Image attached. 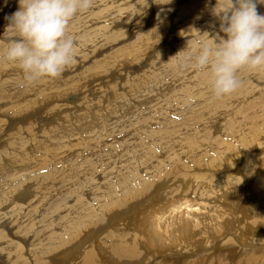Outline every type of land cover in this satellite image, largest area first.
<instances>
[{
    "label": "bare ground",
    "instance_id": "1",
    "mask_svg": "<svg viewBox=\"0 0 264 264\" xmlns=\"http://www.w3.org/2000/svg\"><path fill=\"white\" fill-rule=\"evenodd\" d=\"M213 1L202 3L206 8ZM15 2L0 0V14L11 11L0 16V176L5 179L0 184L1 264H54L57 256L68 264V254L73 264H149L148 254H167L170 264H227L225 258L231 264L229 252L184 259L196 253L195 246L211 255L228 242L243 246L244 240H260L252 235L264 230V107L250 118L233 110L242 115L246 129L231 119L220 139L214 132L221 122L209 123L214 113L196 114L199 120L194 116L195 123L184 131L176 126L161 130L155 116L164 103L142 108L157 92L132 91L133 101L115 98L123 79L128 81L135 68L158 58L157 47L168 44L165 53L174 51L170 42L192 25L195 0H176L178 6L173 0H93L92 8L99 2L104 8L116 5L114 11L125 8L113 14H77L74 26L80 29L68 28L76 42L75 62L60 77H44L29 86L19 64L4 58L15 35L6 30L7 18L18 8ZM162 4L176 7L175 15L161 10L151 18ZM204 12L197 9L199 15ZM123 17L133 30L143 27L126 44L122 33L110 31V23ZM116 44L122 45L113 47ZM112 49L117 51L111 54ZM78 68L82 70L68 74ZM118 70H125L126 76L117 79ZM10 81L19 86H7ZM116 117L124 124L113 135L119 127ZM45 123L52 124L44 132ZM37 130L42 135L38 140ZM41 149L48 159L40 158ZM196 170L207 175L193 173ZM58 171L63 175L56 176ZM44 178L50 181L42 187ZM31 179L34 182L28 183ZM56 196L58 201L46 205L47 198ZM245 245L248 252L262 249ZM255 253L240 263L259 264L264 251Z\"/></svg>",
    "mask_w": 264,
    "mask_h": 264
},
{
    "label": "rangeland",
    "instance_id": "2",
    "mask_svg": "<svg viewBox=\"0 0 264 264\" xmlns=\"http://www.w3.org/2000/svg\"><path fill=\"white\" fill-rule=\"evenodd\" d=\"M134 1H136V0H133V1L131 0V2H134ZM146 1L149 2L150 0H146ZM202 1L203 0H195V2H194L193 9H194V13L196 15L193 17L192 25L186 29L185 33H182V35H181L182 37H178L179 35H177V39L174 38L175 42L173 41L171 43L169 41L170 44H173L174 51L173 52L169 51L170 52L169 54L165 53V50L167 49V47L171 46L168 44L163 45V47H161V48L157 47L156 48L157 51L155 53H157L160 50L159 56L156 55V56H158V58L157 59L155 57L151 58V61H149L145 67H143L139 70H137V68H135L136 71H133V74H131V78L128 81L125 82V80L123 79V81H121V83L123 82V89L122 90H119L118 88L116 89L117 96L115 98L116 99L128 98V99H130V101H133L134 93L132 91H135L137 94H140L139 93L140 91L147 93L146 89H151L154 92H157L152 98L150 97L149 99H147L148 101L151 100L150 102H146L147 101L146 100L143 103V106H145V107L142 106V108H147V106L149 104H150L149 106H151L153 104L154 105H160V104L164 103L163 106L158 108V110L156 111L157 115L155 116V119L158 117L155 121L157 123L156 125H157V127L162 126L160 128L161 130L171 129L170 127L173 128L176 126V128L179 127V128H181V130L184 131V130H186V128L188 129V128H191L193 126V124L195 123L194 118L196 119V116H195L196 114L201 113V114L205 115V114L214 113L213 116L211 117L209 123L212 124V123H219V121L221 122V124H222L221 129L218 128L219 130L217 129V131L214 132V135L217 136V138L222 139L224 136V132H223L224 126L226 124H228L231 119H237L241 123L242 128L246 129L245 126L243 125V119L244 118L242 117V115H240L238 113H234L233 110L239 109L243 112H246L247 114L250 115L249 116V118H250L253 116L251 114L254 111L260 110L264 107V75H263L264 69H263V71H261L259 69H248V68L241 69L240 72L238 73V75H239V78L243 81L242 87L238 91L234 92L231 95H227V96H224L222 98H217L214 95L212 87H211V76L209 73L196 70L194 67L183 66L182 61H183L184 56L189 55V54L194 56L195 54H197V51L202 44L211 45L213 43L214 39H216L217 35H223V33L220 31V25H221L220 15L225 11V8L227 7L228 0H214L206 8L203 6ZM17 3H18V0H16V2L14 3V6ZM101 4H102V2H99L98 4L95 3L94 8L90 9V14H95V13H99V12H108V13L113 14L115 12H121L120 10L125 8V7H122L121 9L114 11V8L117 7L116 5H114L113 7L111 6L110 8H104V7H101ZM172 4L176 5V0H173ZM176 6H178V5H176ZM175 8L176 7H171V4H162V5L155 8V10L152 12L154 14L151 18H153L155 16V14L161 10H163V11L168 10L170 13V16L172 17L175 15ZM197 9L204 10L205 11L204 14L203 15L197 14ZM150 11H152V10L149 9L146 11V13H148V12L150 13ZM191 11H192L191 7L186 8V13L191 12ZM258 12L264 13V4L258 5ZM10 13H11V11H4L3 13L0 14V16L1 17L6 16ZM76 16H75V20L73 21V23L71 20L69 27H68V28H72L74 31H78L80 29V28L74 26V24L77 23L78 19H79ZM150 23H152V21ZM110 24H111V27H110L111 32L116 33V34L122 33L124 35L121 39L123 41V44H126L128 41L134 40L135 35H136V30H137V32H141L143 30V27H140V26L134 28V30H133L132 23L129 24V26H127L125 17L116 20L115 23H110ZM173 27L174 26H170V28H169L170 34H174V32H171ZM125 29H131V30L128 32H124ZM175 34H176V32H175ZM99 38L100 37L98 36V38L95 40V42H98ZM121 45L122 44H116L113 47L117 48L118 46H121ZM112 50L113 51L110 52L111 54L113 52L117 51L115 49H112ZM108 51H110V49ZM83 56H84V54H83ZM98 57H99V55H98ZM75 60H76V58H75ZM87 64H91V63H87ZM81 70H82V68H78L75 71L68 72V74L71 75V74H74V72H79ZM118 72L120 73V75L118 76L117 79H122L126 76L125 70H118ZM23 75H24V73H23ZM182 77H187L189 79L186 81L185 80L183 81ZM246 80H249L250 84H245ZM114 81H117V80H114ZM23 82H24V84H26L28 86L30 85V83L27 82L24 78H23ZM175 83L176 84L178 83V84L176 85ZM6 85L9 87H13V88L19 86L18 82H16V81H10V82L6 83ZM24 89L27 90L28 88L25 87ZM172 91H173V93H172ZM70 96H72V95H70ZM6 97L8 99V96H6ZM230 105H232L231 108L229 107ZM117 108L122 112V103L121 102L117 103ZM196 110H198V112ZM69 111H72V110H69ZM224 111H227V113H224ZM189 112L190 113L192 112L193 115L189 114ZM221 113H224L225 116L222 118H219ZM175 115L177 116V118L180 121L181 120L182 121L180 122L176 118ZM185 115H187V116H185ZM190 116H192V117H190ZM182 118L185 120H186V118H187V120L188 119L190 120L192 118L194 122L192 120H190L191 123H189L190 121L188 120L189 121L188 122L186 120L187 124L184 123V125H183L181 123L183 121L185 122V120H183ZM249 118H246L245 120L247 121ZM116 120H118L119 127H117L115 130L111 131V133L113 135H115L119 131L121 126L124 124V120L122 118L116 117ZM158 120H160V121H158ZM172 120H174V121H172ZM197 120H199V119H196V122H197ZM167 121L169 122L168 125H167ZM170 121H171V123H170ZM173 122H174V124H173ZM188 123H189V125H188ZM51 124L52 123L43 124L44 132L51 126ZM163 124L165 126H163ZM176 124L177 125L180 124L182 126L180 127V126H177ZM179 128H178V130H179ZM34 131H36V128ZM36 134L38 135L36 140L41 138L42 135L38 132V130H37ZM45 134L51 135V133H45ZM235 148H237V149L240 148V144L235 145ZM37 151L39 152L41 159H43V160L48 159L49 155L45 151V149H41V150H37ZM69 156L70 155H68L67 157H69ZM12 157H13V155L10 156V159ZM0 160H1V158H0ZM14 160L16 161V158H14ZM23 163H25V161L22 160L20 162L19 166L21 167V165ZM14 165H15L14 161L11 160L10 166H14ZM66 169H67V166L65 168V172H66ZM193 173H195L199 176H206L207 175V173L204 170L202 172H199L196 170V171H193ZM60 175L61 176L63 175L62 171H58L56 173V176H60ZM50 178H44L43 179V181L41 182L42 187L45 186L47 183H49ZM4 181H5V179L0 176V184H2ZM27 182L33 183L34 180L31 179V180H28ZM61 189L64 190V187L61 186ZM56 198H57V196L54 197L53 200H51L50 198H47L46 199V202H47L46 205L51 206L49 204V202L51 203L52 201L53 202L58 201ZM43 207H41V210H38V212L40 211L43 213V210L45 209L46 206L43 205ZM133 215L134 214L132 213L130 215V217H132ZM245 215H248V211L245 212ZM244 218H245V220L248 219L246 216ZM262 232H260L258 235L255 234L256 236L252 235L253 237H256L260 240H256L253 242L251 240L250 241L248 240L249 242L244 240L245 242H243L244 243L243 246H240L239 243H238L239 245H237V243L230 244L228 242V243L221 245L219 247L220 250L217 249L215 251V253L213 251L211 255L206 251L198 252L200 247L196 248V246H195V252L196 253H193L190 257H189V254L186 255V258L184 259V261L190 262L191 258H192V260H195L196 257H201V256L204 257L203 258V260H204L206 255L208 256V259H210L212 257H215V255H217V254L222 255L221 253L229 252L228 258H230V260L233 259V263H231V264H241L240 263L241 261H243L245 258L253 256L255 253L254 251L248 252V250H247L248 247L245 244H247V245L250 244V245H254V246L260 245V248H262V249L257 251L255 253V256L259 255L258 252L261 253V250L264 251V249H263L264 248V243H263L264 232L263 233ZM257 241H259V242L257 243ZM218 242H220V240H218ZM261 244H262V247H261ZM244 246H246V248ZM258 246H257V248H259ZM252 248L253 247H251V249ZM243 249H244V251L242 252ZM238 250H239V252H238ZM209 251H211V250H209ZM252 252H254V253H252ZM146 256L151 259V261L149 260L150 262L148 261L149 264H153L154 262H158V261H163V263H165V264L171 263L169 255H167V254L166 255L165 254H158V255H152V256L150 254H148ZM261 256H264V255H261ZM0 257H1V255H0ZM66 258L69 259L68 264H73L71 261L72 258L69 254L66 256ZM1 259L2 258H0V260ZM59 259H60V257L57 256L56 260L51 262V263L66 264L63 261L62 262L58 261ZM224 260L226 261L227 264H229V262L227 261L226 258ZM263 261H264V258H263ZM263 261L260 260L258 262H259V264H263ZM1 263L2 262H0V264ZM180 264H183V261ZM256 264H258V263H256Z\"/></svg>",
    "mask_w": 264,
    "mask_h": 264
},
{
    "label": "clouds",
    "instance_id": "3",
    "mask_svg": "<svg viewBox=\"0 0 264 264\" xmlns=\"http://www.w3.org/2000/svg\"><path fill=\"white\" fill-rule=\"evenodd\" d=\"M264 0H228L220 15V31L211 45L202 44L194 56L183 57V66L211 76L217 98L231 95L243 84L241 69H264ZM93 0H18L7 19L15 33L8 40L4 58L17 62L24 79L58 78L75 62L74 38L68 27L79 13L89 11Z\"/></svg>",
    "mask_w": 264,
    "mask_h": 264
}]
</instances>
